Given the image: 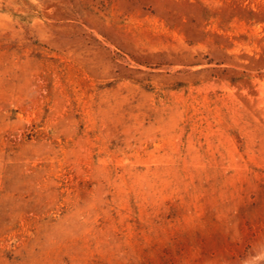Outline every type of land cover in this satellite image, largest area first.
Here are the masks:
<instances>
[{
    "label": "rangeland",
    "instance_id": "374dc122",
    "mask_svg": "<svg viewBox=\"0 0 264 264\" xmlns=\"http://www.w3.org/2000/svg\"><path fill=\"white\" fill-rule=\"evenodd\" d=\"M0 264H264V0H0Z\"/></svg>",
    "mask_w": 264,
    "mask_h": 264
}]
</instances>
